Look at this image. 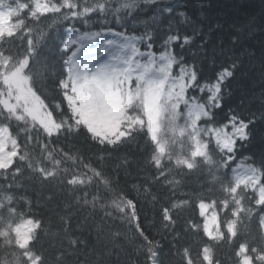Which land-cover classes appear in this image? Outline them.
<instances>
[{
    "label": "snow or ice",
    "instance_id": "obj_1",
    "mask_svg": "<svg viewBox=\"0 0 264 264\" xmlns=\"http://www.w3.org/2000/svg\"><path fill=\"white\" fill-rule=\"evenodd\" d=\"M227 7L0 0V264H264V9Z\"/></svg>",
    "mask_w": 264,
    "mask_h": 264
},
{
    "label": "trees",
    "instance_id": "obj_2",
    "mask_svg": "<svg viewBox=\"0 0 264 264\" xmlns=\"http://www.w3.org/2000/svg\"><path fill=\"white\" fill-rule=\"evenodd\" d=\"M118 0H112L113 6L117 4ZM215 3L217 5H227L225 10L228 12H236V13H245L247 15H253L259 18L262 9H264V0H215ZM237 5V8H232L231 5ZM59 31H63L61 26H57ZM96 30V29H93ZM257 79L255 81V84L252 85L256 88L257 93L259 91V71L257 69ZM251 87V86H250ZM45 93H48V89H44ZM241 235L242 238L247 239L249 242H252L255 240L259 233L257 224L255 221V218L253 217L250 221H245L244 224L241 226ZM58 232V227L55 223H53L50 226L49 232L47 235H45L41 241V243L44 245V247L47 249L49 254L54 257L58 250L61 248V239L58 235H54V233ZM157 239H160L158 236ZM170 239V237H169ZM191 239V238H190ZM161 244L163 245L164 251H163V264H180L179 257L174 255V250L170 253L168 244L161 240ZM66 247V242L63 245ZM231 253L232 248L230 247H224L220 251H218L217 255L221 259V264H232L231 261ZM0 259H8L11 261V255L8 253H5L3 249H0ZM68 264H75V256H71L67 258Z\"/></svg>",
    "mask_w": 264,
    "mask_h": 264
}]
</instances>
